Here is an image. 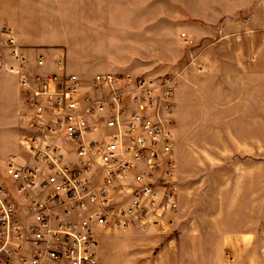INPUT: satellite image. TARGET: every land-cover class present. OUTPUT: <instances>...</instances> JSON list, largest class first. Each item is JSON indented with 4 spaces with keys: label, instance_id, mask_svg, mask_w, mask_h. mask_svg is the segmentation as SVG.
Wrapping results in <instances>:
<instances>
[{
    "label": "rangeland",
    "instance_id": "obj_1",
    "mask_svg": "<svg viewBox=\"0 0 264 264\" xmlns=\"http://www.w3.org/2000/svg\"><path fill=\"white\" fill-rule=\"evenodd\" d=\"M260 6L264 0H0V17L65 48L69 66L88 76L85 89L98 70L138 67L176 77L178 209L158 223L100 234L99 264H264V108L257 93L228 85L230 65L216 60L234 54L243 69L258 54ZM246 21L256 28L252 39ZM221 28L228 37L217 41ZM194 57L210 71L196 73ZM186 72L185 93L178 76ZM23 98L14 78L1 75L0 164L10 155L29 159L24 136L19 141L30 133ZM241 99L250 107H238Z\"/></svg>",
    "mask_w": 264,
    "mask_h": 264
},
{
    "label": "built area",
    "instance_id": "obj_2",
    "mask_svg": "<svg viewBox=\"0 0 264 264\" xmlns=\"http://www.w3.org/2000/svg\"><path fill=\"white\" fill-rule=\"evenodd\" d=\"M0 34V72L18 76L30 130L29 159L0 164V264H99L100 234L178 209L176 77L99 72L85 89L63 58L61 72L30 74L15 30Z\"/></svg>",
    "mask_w": 264,
    "mask_h": 264
},
{
    "label": "crops",
    "instance_id": "obj_3",
    "mask_svg": "<svg viewBox=\"0 0 264 264\" xmlns=\"http://www.w3.org/2000/svg\"><path fill=\"white\" fill-rule=\"evenodd\" d=\"M264 6H260L257 8L258 12L263 13V19H262V25L259 26V32L258 37L256 38L259 44V52L258 54H250L245 58L243 61V69H236V65L234 64L236 59L234 54L228 55L226 58H217L216 60H224L226 61L231 69H228L227 74V84H241L242 87L239 90L246 91L249 93H257L258 94V107L261 108V105L264 108ZM0 23H5L11 26L16 33V37L18 40V43L22 46V49L27 56L28 62L26 66L27 72L30 74L34 73H40V74H49L53 72H61L60 67L57 63L58 58H63L64 60V71L68 73H74L78 75L82 80L83 77L88 76H82V74L79 73V70L76 68H72L68 64V54L66 53L65 48L63 47H57L55 46L57 43L55 41L50 40L49 38H41L39 36H32L31 34H24L22 28H19L16 21L13 19L6 20L5 18L0 17ZM248 23V24H247ZM245 24V33L249 36V39H252L250 37L251 35L255 34L256 28H253L249 25V22H244ZM253 28V29H252ZM220 36L218 37L217 29L215 30V40L221 41L223 39H226L228 35H223L221 32H223L222 28L221 31H219ZM27 33V32H26ZM217 33V34H216ZM186 35V34H185ZM247 38V39H248ZM248 39V40H249ZM4 37L0 34V51L6 52V49L3 47ZM43 56V64L38 63L39 56ZM193 61L195 65H198L200 69H196V73H202L205 71H210L208 69L209 65L204 61V58H193ZM197 70H199L197 72ZM213 73H215L214 77L219 76V69L212 70ZM99 72H111V73H122V74H130L133 76L138 75H155L154 73L147 72L145 69L141 70L138 67H135V69L131 70H98L95 71L90 77L92 78L94 74ZM4 75L7 77L14 78L17 88L19 89L20 93L22 94V88L19 84V78L18 76L8 73V72H0V76ZM157 75V74H156ZM207 75V74H206ZM211 76V75H210ZM90 78V79H91ZM198 79H195V83ZM84 81V80H83ZM178 82L180 84L179 91L186 93V89L190 87V83L192 82L191 75L189 73H181L178 76ZM177 89V87H176ZM185 99L179 98V107H181L184 104ZM242 101V102H239ZM236 102V104H239L238 107H242L243 109L249 108L250 104L249 101L239 100ZM176 104V91L174 95V106ZM22 109L26 108V103L24 101V98L21 102ZM24 135V132L20 134L19 141L21 140L22 136Z\"/></svg>",
    "mask_w": 264,
    "mask_h": 264
}]
</instances>
